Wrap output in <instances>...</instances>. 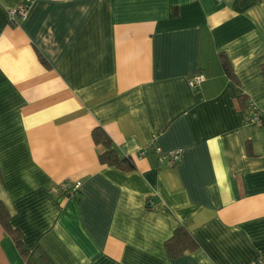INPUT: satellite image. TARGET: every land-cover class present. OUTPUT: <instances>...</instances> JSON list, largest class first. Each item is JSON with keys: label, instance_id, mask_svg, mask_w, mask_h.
Masks as SVG:
<instances>
[{"label": "crops", "instance_id": "1", "mask_svg": "<svg viewBox=\"0 0 264 264\" xmlns=\"http://www.w3.org/2000/svg\"><path fill=\"white\" fill-rule=\"evenodd\" d=\"M18 3L0 0V204L22 249L0 225V264H264V0H32L10 26ZM95 128L135 170L99 163ZM179 227L198 248L169 259Z\"/></svg>", "mask_w": 264, "mask_h": 264}, {"label": "trees", "instance_id": "2", "mask_svg": "<svg viewBox=\"0 0 264 264\" xmlns=\"http://www.w3.org/2000/svg\"><path fill=\"white\" fill-rule=\"evenodd\" d=\"M41 58V57H40ZM41 62L45 61L41 58ZM223 67L226 73L232 77L229 66L226 60H223ZM261 76L264 79V64L261 65ZM92 139L96 145L103 147L104 151L99 154L98 160L101 165L107 167H114L124 172H131L135 170L134 162L130 157H119L108 136L100 128H95L91 133ZM250 146L247 145V150ZM0 225L13 240L17 249L21 250V236L18 231L13 230L8 224V214L6 209L0 204ZM164 248L169 259H177L184 253H192L197 250L198 246L189 232L184 227L177 228L172 236L164 243ZM24 254V253H23ZM22 254V255H23Z\"/></svg>", "mask_w": 264, "mask_h": 264}, {"label": "built area", "instance_id": "3", "mask_svg": "<svg viewBox=\"0 0 264 264\" xmlns=\"http://www.w3.org/2000/svg\"><path fill=\"white\" fill-rule=\"evenodd\" d=\"M32 3V0H19L17 7L8 12V23L10 26H16L20 20H23L27 15L28 9ZM205 81L203 74L199 73L194 76H191L187 80V85L191 90H197L200 85ZM250 121L257 124L258 126H264V115L255 109L254 107L250 110ZM146 153L145 149L140 151V156H144ZM179 159V152L172 151L167 154H161L158 156L159 163H166L168 166H174ZM81 186L80 182H70L65 181L53 188L51 192L55 194L64 195L66 197L74 196ZM264 261V257L261 258L259 263Z\"/></svg>", "mask_w": 264, "mask_h": 264}]
</instances>
